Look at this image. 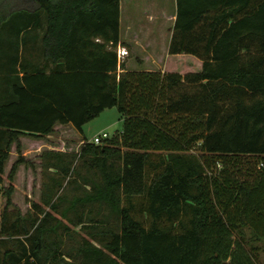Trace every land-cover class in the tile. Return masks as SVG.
<instances>
[{
    "label": "trees",
    "instance_id": "16d2710c",
    "mask_svg": "<svg viewBox=\"0 0 264 264\" xmlns=\"http://www.w3.org/2000/svg\"><path fill=\"white\" fill-rule=\"evenodd\" d=\"M175 3L162 72L118 61L121 0H0V264H259L264 0ZM114 107L119 133L40 154L22 213L20 136Z\"/></svg>",
    "mask_w": 264,
    "mask_h": 264
},
{
    "label": "rangeland",
    "instance_id": "374dc122",
    "mask_svg": "<svg viewBox=\"0 0 264 264\" xmlns=\"http://www.w3.org/2000/svg\"><path fill=\"white\" fill-rule=\"evenodd\" d=\"M126 3L127 0H124L123 19L126 18L129 12L126 8ZM134 3L136 6H133V10L136 18L138 17L143 21L152 20L155 21V23L161 22L163 38L170 34L171 15L176 9L175 0H138ZM164 14L166 17H164ZM123 120V117L119 114L115 107L105 109L98 117L84 125L82 136L88 141H92L96 135L106 132L109 137H111L121 131ZM52 135L53 140L51 141V145L57 151L64 149V151L67 152L78 153L81 145L83 144L84 138L78 135L74 129L67 128V126L59 128ZM19 141L21 147L20 153L24 159V162L18 166L20 176L19 181H17L18 186L14 187L12 201L22 213H25L30 208L31 202H39L40 200L41 184L42 181L45 180L41 170L40 154L45 150L42 149L38 155H25L23 153V142L22 140ZM11 151L12 155L10 154V158L6 164L9 169L12 163L17 159L15 144L12 145ZM29 174L34 177V182L27 185V183H30L28 177ZM7 185L8 182L5 179L4 188L7 187ZM5 200L6 195L4 193V189L2 188L0 189V212L5 204ZM140 218L145 219L142 215ZM245 233L247 235L245 236V239L247 240L246 242L249 243L250 238L248 231ZM258 245L260 246V250L258 251L259 264H264V247L263 245L261 246V244ZM247 246L249 245L247 244Z\"/></svg>",
    "mask_w": 264,
    "mask_h": 264
},
{
    "label": "crops",
    "instance_id": "0c3cea01",
    "mask_svg": "<svg viewBox=\"0 0 264 264\" xmlns=\"http://www.w3.org/2000/svg\"><path fill=\"white\" fill-rule=\"evenodd\" d=\"M123 1L124 0H121L120 40L122 44H120V47H123L127 50V58L124 57V67L128 70H158L163 72L164 62L168 53V44L172 34L174 13H172L171 15L170 34L167 37L163 38L161 22L155 23V21L152 20L143 21L138 17L136 18L133 6H136L134 5V2L138 0H127L126 8L129 12L126 18L123 19ZM164 17H166L165 14ZM26 53L27 57H29V54L33 53V51L27 49ZM64 126L74 129L70 124H56L54 126L53 132L46 136H20L19 140H22L23 142V153L25 155H38L42 149L55 150L51 145V141L53 140L52 134L56 130ZM74 131L80 136L83 135L75 129ZM10 153L12 155V151ZM8 172L9 168L6 166L3 175L4 180L6 179V175ZM19 176L20 171L19 169H17L13 180L14 187L18 186L17 181H19ZM28 177L30 183H27V185L34 182L33 176L29 174Z\"/></svg>",
    "mask_w": 264,
    "mask_h": 264
},
{
    "label": "built area",
    "instance_id": "2783aa9c",
    "mask_svg": "<svg viewBox=\"0 0 264 264\" xmlns=\"http://www.w3.org/2000/svg\"><path fill=\"white\" fill-rule=\"evenodd\" d=\"M118 61L121 62L125 56H127V50L123 47L118 46L116 48ZM109 135L106 132H102L101 134L96 135L91 142L96 145H100L103 139L108 138ZM64 151V149H62Z\"/></svg>",
    "mask_w": 264,
    "mask_h": 264
}]
</instances>
